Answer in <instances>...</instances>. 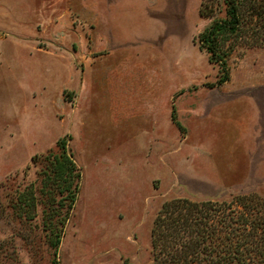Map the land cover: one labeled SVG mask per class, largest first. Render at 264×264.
<instances>
[{
    "label": "rangeland",
    "instance_id": "1",
    "mask_svg": "<svg viewBox=\"0 0 264 264\" xmlns=\"http://www.w3.org/2000/svg\"><path fill=\"white\" fill-rule=\"evenodd\" d=\"M202 1L0 0V264L50 262L38 184L31 218L17 191L62 136L81 176L53 264H149L162 201L264 198V32L210 86Z\"/></svg>",
    "mask_w": 264,
    "mask_h": 264
},
{
    "label": "trees",
    "instance_id": "2",
    "mask_svg": "<svg viewBox=\"0 0 264 264\" xmlns=\"http://www.w3.org/2000/svg\"><path fill=\"white\" fill-rule=\"evenodd\" d=\"M213 2H201L199 13L210 21L197 33L198 47L217 65L218 75L208 83L210 86L228 79L227 59L235 47L256 44L264 32V0H221L222 15L215 14L218 2ZM170 118L179 127L173 109ZM63 139L56 140L58 149L47 152L36 183L17 191L18 210L31 218L32 188L38 184L41 223L47 226L46 241L51 251L49 264L54 263L58 225L67 217L81 176ZM64 206L68 210L61 217L59 207ZM149 237V264H264V198L254 192H240L229 200L166 199L152 218Z\"/></svg>",
    "mask_w": 264,
    "mask_h": 264
},
{
    "label": "crops",
    "instance_id": "3",
    "mask_svg": "<svg viewBox=\"0 0 264 264\" xmlns=\"http://www.w3.org/2000/svg\"><path fill=\"white\" fill-rule=\"evenodd\" d=\"M114 0H112L111 2H110V0H104V2H105V4H108V5H112V2H113ZM91 51V50H90ZM94 53V55H97L98 54V52L97 51H95V52H93ZM62 94V93H61Z\"/></svg>",
    "mask_w": 264,
    "mask_h": 264
}]
</instances>
